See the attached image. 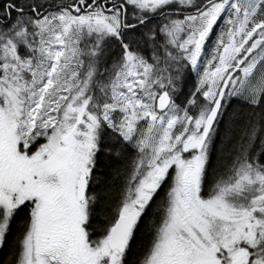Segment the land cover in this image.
I'll return each instance as SVG.
<instances>
[{
  "label": "snow or ice",
  "instance_id": "1",
  "mask_svg": "<svg viewBox=\"0 0 264 264\" xmlns=\"http://www.w3.org/2000/svg\"><path fill=\"white\" fill-rule=\"evenodd\" d=\"M0 264H264V0H0Z\"/></svg>",
  "mask_w": 264,
  "mask_h": 264
}]
</instances>
